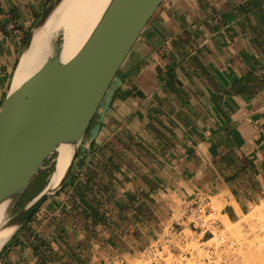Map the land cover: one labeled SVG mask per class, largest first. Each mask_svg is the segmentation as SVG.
I'll return each instance as SVG.
<instances>
[{
  "label": "crops",
  "instance_id": "obj_1",
  "mask_svg": "<svg viewBox=\"0 0 264 264\" xmlns=\"http://www.w3.org/2000/svg\"><path fill=\"white\" fill-rule=\"evenodd\" d=\"M50 2L0 0V106ZM212 201L230 222L264 201V0H161L0 264H132L198 238Z\"/></svg>",
  "mask_w": 264,
  "mask_h": 264
},
{
  "label": "water",
  "instance_id": "obj_2",
  "mask_svg": "<svg viewBox=\"0 0 264 264\" xmlns=\"http://www.w3.org/2000/svg\"><path fill=\"white\" fill-rule=\"evenodd\" d=\"M55 1L51 0L34 27ZM160 1L113 0L68 58L62 59L59 48L18 84L11 83L0 106V194L21 181L24 185L10 210L59 142L72 140L75 148L57 185L48 188L47 179L34 197L10 214V223L18 227L61 186L113 76ZM54 167L55 162L51 172Z\"/></svg>",
  "mask_w": 264,
  "mask_h": 264
},
{
  "label": "bare ground",
  "instance_id": "obj_3",
  "mask_svg": "<svg viewBox=\"0 0 264 264\" xmlns=\"http://www.w3.org/2000/svg\"><path fill=\"white\" fill-rule=\"evenodd\" d=\"M112 2L113 0H56L46 16L34 27L30 41L16 66L12 84H18L54 53L53 45L59 30L62 34L61 57L68 58L96 28ZM74 148L75 142L72 140L61 141L56 146L55 167L48 177V188L57 185ZM23 185L24 181H21L0 194V248L17 227L15 223L9 222V211ZM223 216L225 223L231 224L226 215Z\"/></svg>",
  "mask_w": 264,
  "mask_h": 264
},
{
  "label": "rangeland",
  "instance_id": "obj_4",
  "mask_svg": "<svg viewBox=\"0 0 264 264\" xmlns=\"http://www.w3.org/2000/svg\"><path fill=\"white\" fill-rule=\"evenodd\" d=\"M56 36L53 51L61 48V30H59ZM55 156L56 152L54 151L50 158L55 159ZM52 163H54V160ZM50 167L52 168V166ZM37 178V181H33L26 186L15 205L11 208L9 214L17 211L42 185L43 175ZM219 209V204L212 201V211H210L211 213L206 218L212 217L217 219L220 223L221 231L234 240L236 244L235 247L226 252V254L231 257L232 262H234L233 264H264V201L254 206L252 208L253 210L251 209L247 214L241 215L234 223L230 222L231 224L225 223L224 216L220 214ZM210 243L211 241L199 243L198 238L190 237L189 230H185V237L176 245V250L185 252L190 248V250H192L191 258L193 256L201 257L204 255L203 246ZM174 253L172 254L166 246H163L161 252H155L154 254L148 253L141 259L134 260L132 264H159L160 260L163 262H170L181 257L180 254Z\"/></svg>",
  "mask_w": 264,
  "mask_h": 264
},
{
  "label": "built area",
  "instance_id": "obj_5",
  "mask_svg": "<svg viewBox=\"0 0 264 264\" xmlns=\"http://www.w3.org/2000/svg\"><path fill=\"white\" fill-rule=\"evenodd\" d=\"M206 205L201 202L198 209L191 218L194 229L198 231L199 243L211 241L210 244L204 245V255L201 257L193 256L191 258L190 248L183 252L176 250L175 247L168 248L173 254H180V258H176L170 262L159 261V264H233L231 257L226 252L235 247V242L221 231L220 223L217 219L209 217L211 212L205 210ZM178 245V244H177ZM162 250L154 248L151 253L161 252Z\"/></svg>",
  "mask_w": 264,
  "mask_h": 264
},
{
  "label": "trees",
  "instance_id": "obj_6",
  "mask_svg": "<svg viewBox=\"0 0 264 264\" xmlns=\"http://www.w3.org/2000/svg\"><path fill=\"white\" fill-rule=\"evenodd\" d=\"M52 168H53V166H52ZM52 168H51V170H52Z\"/></svg>",
  "mask_w": 264,
  "mask_h": 264
}]
</instances>
